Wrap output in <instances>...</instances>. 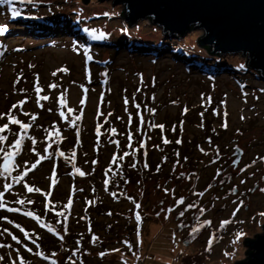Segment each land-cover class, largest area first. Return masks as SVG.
Here are the masks:
<instances>
[{"label": "rangeland", "instance_id": "obj_1", "mask_svg": "<svg viewBox=\"0 0 264 264\" xmlns=\"http://www.w3.org/2000/svg\"><path fill=\"white\" fill-rule=\"evenodd\" d=\"M122 10L0 3V264H233L262 232L264 80Z\"/></svg>", "mask_w": 264, "mask_h": 264}, {"label": "water", "instance_id": "obj_2", "mask_svg": "<svg viewBox=\"0 0 264 264\" xmlns=\"http://www.w3.org/2000/svg\"><path fill=\"white\" fill-rule=\"evenodd\" d=\"M113 4L126 6L120 14L128 25L150 19L175 37H183L192 26L203 29L197 37L200 47L215 55H246V66L264 80V0H113ZM244 245L245 258L233 264H264V223L261 233L244 238Z\"/></svg>", "mask_w": 264, "mask_h": 264}, {"label": "snow or ice", "instance_id": "obj_3", "mask_svg": "<svg viewBox=\"0 0 264 264\" xmlns=\"http://www.w3.org/2000/svg\"><path fill=\"white\" fill-rule=\"evenodd\" d=\"M0 3L11 5V4L13 3V0H0ZM11 15H12L13 17H16V16H19L20 13L16 10L15 7H13V8L11 9ZM6 31H7L6 26H0V34H3V33H5ZM93 37H94L95 39H103V38H104V34H103V33H100L99 36H96V35H95V30H94V31H93ZM87 59H88V60H91L92 57H91V56H88ZM241 67H243V65H241ZM58 71H60V70H58ZM53 75H56V73L54 72ZM37 79H38V78H37ZM49 86H50L51 88H56V87H57V85H55V84H51V85H49ZM36 91H37V92H40L41 89H40V88H37ZM85 91H87V90L85 89ZM41 99H43V100H47V99H49V97H48V96H43V97H41ZM61 102H62V103L64 102L63 94L61 95ZM83 102H84V101L82 100L81 103H83ZM23 103H24V101H21V102H20L21 105H22ZM125 103L127 104V100H125ZM13 107H16V105H14ZM137 107H139V106L137 105ZM69 111H72V109H69ZM26 115H27V113H26ZM61 115H63V113H61ZM9 119L11 120V122H12L13 124H19V125H21V128H22V129H27V128L30 127L29 124L22 123L20 120L16 119L14 116H9ZM77 119H79V117H77ZM141 119H142V118H141ZM32 120H33V121L36 120V116H35V115L32 116ZM73 123H74V122H73ZM160 127H163V126L161 125ZM6 128H8V125H7V124H5L2 128H0V132H3ZM97 131H99V129H97ZM113 131H115V130H113ZM6 139H7V137H5V136H0V141L6 140ZM22 141H23V137H21L20 139L15 140L14 147L17 149V152L20 150V147H21V145H22ZM167 142H168V141H165V143H167ZM0 151L5 152V157H6L7 160H10V159L13 157V155H14L13 153L6 152L4 149H0ZM60 155H63V153H60ZM45 158H46V157H41V159H45ZM37 163H39V161H38ZM33 167H35V165H33ZM4 168H5V171H7V169H8V164H7V163L4 165ZM29 170H31V169H29ZM77 171H79V170H77ZM80 174L83 175L84 173L81 172ZM24 175H27V172H25ZM22 179H23V176H20V177L17 178L18 181H19V180H22ZM7 187L10 188L11 185H7ZM28 191L31 192V191H33V189H32V188H29ZM20 203H23V201H20ZM180 203H183V200H181ZM2 206H3V205H0V207H2ZM137 207H139V205H137ZM189 207H191V206H189ZM9 211H18V209H9ZM26 215H32V214H31V213H26ZM180 215H183V213H180ZM137 219L139 220V216H138V215H137ZM206 223H210V222H206ZM223 223H224V224H227V223H229V221H224ZM193 231H194V232H195V231H198V229H193ZM238 238H239V237H238ZM209 243H211V241H210ZM29 251H31V249H29ZM0 259H2V258H0Z\"/></svg>", "mask_w": 264, "mask_h": 264}, {"label": "trees", "instance_id": "obj_4", "mask_svg": "<svg viewBox=\"0 0 264 264\" xmlns=\"http://www.w3.org/2000/svg\"><path fill=\"white\" fill-rule=\"evenodd\" d=\"M82 1H84V0H82ZM122 14H123V13H122ZM147 20L150 21V19H147ZM31 24H32V23H31ZM192 30H194V29H193V26L191 27V30H190V31H192ZM202 48H203L206 52L210 53V52H209L210 50H209L208 48H206V47H202ZM44 249H45L44 247H42V246L40 247V246H39V252H38V253H40V254L42 255V252L44 251ZM43 255H45V254L43 253Z\"/></svg>", "mask_w": 264, "mask_h": 264}, {"label": "bare ground", "instance_id": "obj_5", "mask_svg": "<svg viewBox=\"0 0 264 264\" xmlns=\"http://www.w3.org/2000/svg\"><path fill=\"white\" fill-rule=\"evenodd\" d=\"M233 105H235V104H233ZM238 105H236V107H237Z\"/></svg>", "mask_w": 264, "mask_h": 264}, {"label": "flooded vegetation", "instance_id": "obj_6", "mask_svg": "<svg viewBox=\"0 0 264 264\" xmlns=\"http://www.w3.org/2000/svg\"><path fill=\"white\" fill-rule=\"evenodd\" d=\"M235 164V163H234Z\"/></svg>", "mask_w": 264, "mask_h": 264}]
</instances>
